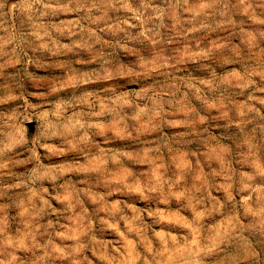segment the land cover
Masks as SVG:
<instances>
[{"label": "rangeland", "instance_id": "rangeland-1", "mask_svg": "<svg viewBox=\"0 0 264 264\" xmlns=\"http://www.w3.org/2000/svg\"><path fill=\"white\" fill-rule=\"evenodd\" d=\"M0 264H264V0H0Z\"/></svg>", "mask_w": 264, "mask_h": 264}]
</instances>
